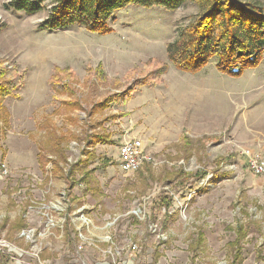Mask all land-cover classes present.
Returning a JSON list of instances; mask_svg holds the SVG:
<instances>
[{
  "label": "rangeland",
  "instance_id": "obj_1",
  "mask_svg": "<svg viewBox=\"0 0 264 264\" xmlns=\"http://www.w3.org/2000/svg\"><path fill=\"white\" fill-rule=\"evenodd\" d=\"M244 1L264 7V0ZM10 2L0 0V67L23 72L24 77L15 97L3 104L8 116L0 111V224L22 211L23 221L30 223L13 242L0 228V241L10 246H0L6 262L237 264L232 258L237 250L242 257L238 264H264V175L254 176L242 154L250 149L264 157V57L237 78L218 73L213 61L196 74L176 70L167 60L165 46L178 41L198 17L194 0L172 12L129 6L113 14V33L106 36L76 26L44 29L56 0L41 3V11L32 15L10 9ZM151 59L168 66L161 82L135 88L125 103L115 100L107 110L87 116L92 103L144 76ZM54 68L74 88L72 97L51 90L48 81ZM71 100L85 111L67 110L62 102ZM114 114L125 116L103 123ZM96 123H103L95 130L109 133L114 145L93 148L97 158L89 179L97 187L92 193L78 185L68 194L74 202L71 208L67 203L65 211L68 245L60 238L61 230H53L38 241V258L19 256L18 251H28L29 245L18 233L23 229L38 233L43 226L38 208L62 193L68 198L69 184L61 175L50 174V179L48 162L59 160L51 152L57 147L68 164L75 162L83 149L78 138ZM130 138L140 139L154 162H143L139 170L127 174L120 169L118 148ZM39 155L47 161L44 170ZM196 173L205 175L197 179ZM207 178L208 186L195 191ZM74 192L78 198H73ZM8 196L14 203L11 209ZM161 197L170 201L168 218L157 205ZM81 206L92 222L88 229L92 240L79 248L69 220ZM135 207L145 213V221L133 216ZM115 215L121 218L109 230L113 242H102L101 225ZM130 243L136 251L129 250Z\"/></svg>",
  "mask_w": 264,
  "mask_h": 264
},
{
  "label": "trees",
  "instance_id": "obj_2",
  "mask_svg": "<svg viewBox=\"0 0 264 264\" xmlns=\"http://www.w3.org/2000/svg\"><path fill=\"white\" fill-rule=\"evenodd\" d=\"M45 1L47 0H11L8 6L16 12L32 15L41 11L40 4ZM185 1L56 0V4L51 8L42 27L46 30L57 31L76 26L83 28L90 34L106 36L113 33L111 23L113 14L117 11L135 6L144 9L158 7L172 12L181 7ZM194 1L199 8L198 17L194 23L188 25L181 32L178 41L165 46L169 64L179 72L196 74L213 61L218 73L231 78L241 76L243 71L247 69L256 68L264 57V7L244 0ZM146 66L149 68L147 73L130 83L124 90L92 103L87 109V116L92 117L107 110L115 100L125 103L131 98L135 88L158 84L168 69L166 64L155 59L149 60ZM53 71L48 81L53 93L57 96L67 95L72 97L74 88L71 87L68 81H62V73L59 74L58 69L54 68ZM23 77V72L22 74H16L13 69L0 67V111L4 112L3 104L5 100L14 98L15 91L22 87ZM62 105L69 111H85L78 101H63ZM3 115L8 116L5 112ZM124 116V114L110 115L104 119L103 123ZM103 123L90 125L88 130L84 129L83 135L78 138V141L83 144V149L80 152V159L77 161L68 164L64 151L58 150L57 147L51 152V155L54 157L57 155L59 160L53 159L48 162L51 163L49 176L50 174L51 176L52 174H60L69 184L66 190L67 194L77 185L85 186L84 191L89 193H92L93 189L97 187L94 183H90L89 179V176L95 172V168L91 165L97 158L93 148L96 145H114L109 133L95 130L102 127ZM46 164L47 161H44L42 156L39 155V165L42 170L45 169ZM107 164L108 161L103 159L102 166L106 167ZM81 171L84 172L80 174ZM220 174L224 177V173ZM76 175H78V178ZM204 175L205 173H196L195 177L197 176V179H199L203 178ZM217 178L218 175L216 174L212 177V181ZM157 205L168 218L170 201L166 197H161ZM25 227L23 226L21 229ZM238 230L241 231L240 228ZM237 234L240 233L237 232ZM238 240L239 238L235 242ZM199 242H202L201 238H199ZM232 258L235 262H241V253L238 254L236 250Z\"/></svg>",
  "mask_w": 264,
  "mask_h": 264
},
{
  "label": "built area",
  "instance_id": "obj_3",
  "mask_svg": "<svg viewBox=\"0 0 264 264\" xmlns=\"http://www.w3.org/2000/svg\"><path fill=\"white\" fill-rule=\"evenodd\" d=\"M242 154L246 158L248 170L254 176L264 175V157L250 149H243ZM118 155L120 169L123 173L127 174H131L139 170L143 162H148L150 164L154 162L153 158L144 152L143 143L138 138H130L125 140L118 148ZM4 172L6 173L5 170ZM207 183L208 178L206 182H200L198 187L195 188V191L204 189L206 186H208ZM191 193L194 194V191ZM61 195L62 197L59 199H53L46 204H42L41 207L38 208L39 211L37 213L43 220V226L38 233H36L34 229H23L18 233V236L24 239V241L29 245L28 251H18L17 254L19 256L28 254L30 257L38 258L39 252L41 251V245L38 243V241L42 240L46 236L51 235L53 230H61L62 232L66 223L68 222L65 211H67L66 206L70 204V200L68 194V198H65V193H62ZM84 208V206H81L80 208L76 209L73 212V215L70 216L71 218L69 220L73 225L74 230L77 232L76 236L80 241L79 248H82V245L92 240L89 238L91 234L88 230L92 222L83 214ZM170 212L172 211L168 209L169 214ZM131 213L139 222L146 220L145 213L142 212L139 207L132 209ZM120 218V215H115L108 219L104 225H101L100 230L103 231V235L98 239H101L102 242L112 244L113 241L109 230L117 223ZM150 230L152 233L157 232L155 225L152 224L150 225ZM157 236L161 237L163 240L165 239V235L163 233H157ZM0 246L6 249L10 247L6 241H0ZM129 250L134 252L137 250V246L134 243H130Z\"/></svg>",
  "mask_w": 264,
  "mask_h": 264
},
{
  "label": "crops",
  "instance_id": "obj_4",
  "mask_svg": "<svg viewBox=\"0 0 264 264\" xmlns=\"http://www.w3.org/2000/svg\"><path fill=\"white\" fill-rule=\"evenodd\" d=\"M78 159H80V157H78L77 160ZM76 176L78 177V175H76ZM50 179H52L51 176H50ZM77 186H75L71 191L78 190ZM81 186H83V185H81ZM82 188L85 190V186H83ZM71 191H69V194L71 193ZM0 194H2V189H0ZM73 194L75 196L73 198L79 197L78 195H76V192H74ZM78 200L79 199H77L76 202H78ZM69 203H70V208H71L73 206L74 202L71 203V201H70ZM13 205H14V203H13L12 199L10 198V196H8V203H7L8 208L11 209L13 207ZM22 212L15 214V216L13 217V219L11 221H9L8 219H4V220H2V222L0 224L1 230L6 232V237L11 242H13L16 239L15 235L19 231V229H21V227H23V226L27 227V224L30 223L29 219L28 220L24 219V221H23V218H24L23 216H25V215ZM8 216H10V214H8ZM9 218H11V217H9ZM17 227H19V228H17ZM64 229H65V232L64 233L61 232L62 234H60V238H62L64 240V243H66L68 245V242H69V231H67L68 226H66ZM0 264H10V262H8V261L6 262V257H3V255L0 254Z\"/></svg>",
  "mask_w": 264,
  "mask_h": 264
}]
</instances>
